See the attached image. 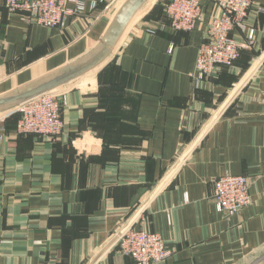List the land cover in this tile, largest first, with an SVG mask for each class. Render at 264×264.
I'll list each match as a JSON object with an SVG mask.
<instances>
[{"label": "crops", "instance_id": "0c3cea01", "mask_svg": "<svg viewBox=\"0 0 264 264\" xmlns=\"http://www.w3.org/2000/svg\"><path fill=\"white\" fill-rule=\"evenodd\" d=\"M150 0L101 65L55 90L63 133H18L17 108L0 112V264H136L118 237L159 233L161 264H264V13L255 44L194 86L205 27L176 30ZM125 0H86L65 28L28 22L0 0V95L94 49ZM264 5V0H256ZM242 174L252 202L228 216L216 178Z\"/></svg>", "mask_w": 264, "mask_h": 264}, {"label": "built area", "instance_id": "2783aa9c", "mask_svg": "<svg viewBox=\"0 0 264 264\" xmlns=\"http://www.w3.org/2000/svg\"><path fill=\"white\" fill-rule=\"evenodd\" d=\"M217 11L206 24L205 38L199 47L194 86L203 83L223 66H232L242 50L255 44L256 30L249 28L247 37L239 40L234 30H245L253 8L264 13V5L256 0H213ZM9 12H20L30 22L43 26L65 28L70 16L84 13L86 0H4ZM170 25L176 30L190 31L204 18L203 0H170L166 5ZM66 96L51 90L17 107L18 133H36L50 138L60 136L65 122L62 107ZM3 134H0V140ZM214 199L218 211L234 216L244 211L251 202L250 182L242 174L226 173L216 178ZM120 251L134 259L136 264H161L170 255L164 238L157 232L129 228L118 237Z\"/></svg>", "mask_w": 264, "mask_h": 264}, {"label": "water", "instance_id": "95a60500", "mask_svg": "<svg viewBox=\"0 0 264 264\" xmlns=\"http://www.w3.org/2000/svg\"><path fill=\"white\" fill-rule=\"evenodd\" d=\"M150 0H125L98 45L81 58L0 95V112L17 108L43 93L81 77L106 61L116 49L134 17Z\"/></svg>", "mask_w": 264, "mask_h": 264}, {"label": "trees", "instance_id": "16d2710c", "mask_svg": "<svg viewBox=\"0 0 264 264\" xmlns=\"http://www.w3.org/2000/svg\"><path fill=\"white\" fill-rule=\"evenodd\" d=\"M169 2H170V0H164V1L162 2V4H161L162 10H163V12L165 13V15H166V5H167ZM242 51H243V50H242ZM241 54H242V52H241ZM240 56H241V55H240ZM239 58H240V57H239ZM239 58H238V59H239ZM238 59H237V60H238ZM237 60H236V61H237ZM236 61H235V62H236ZM235 62H234V64H235ZM234 64H233V65H234Z\"/></svg>", "mask_w": 264, "mask_h": 264}, {"label": "rangeland", "instance_id": "374dc122", "mask_svg": "<svg viewBox=\"0 0 264 264\" xmlns=\"http://www.w3.org/2000/svg\"><path fill=\"white\" fill-rule=\"evenodd\" d=\"M157 1H158V0H157ZM141 10H142V9H141ZM141 10H140V11H141ZM140 11H139V12H140ZM15 109H16V108H15Z\"/></svg>", "mask_w": 264, "mask_h": 264}]
</instances>
